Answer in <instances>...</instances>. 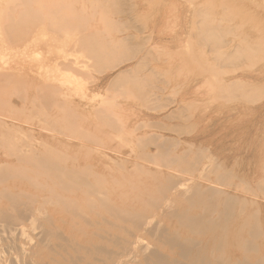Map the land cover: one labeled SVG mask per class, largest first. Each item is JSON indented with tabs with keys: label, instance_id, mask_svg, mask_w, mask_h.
Segmentation results:
<instances>
[{
	"label": "bare ground",
	"instance_id": "6f19581e",
	"mask_svg": "<svg viewBox=\"0 0 264 264\" xmlns=\"http://www.w3.org/2000/svg\"><path fill=\"white\" fill-rule=\"evenodd\" d=\"M134 1L133 0H0V31L5 36V40L12 43L13 41L16 42L18 39L21 40V38L24 35H26V31L34 28L37 25V23L40 22L44 28L52 30V31H54L60 35L63 34V35H67L70 37H74L73 43H74L75 49L78 50L79 53L81 55H83V57L86 58V61H88V64H93L95 66L97 65L98 68L101 70H103V69L113 70L115 68L120 67L122 64H125L128 61L129 62L132 61L133 63H129L125 67V69L117 71L116 74L113 77H111L110 80L107 82L106 86H108V87H119L124 92L128 91L130 94H132L136 98L135 99L136 101L143 102L141 104L144 105L150 101H153V98L155 99V93H157V91L156 92L154 91V93H153V90L158 88L159 85L162 86V84L160 82L155 81V78L159 77V73L155 72V71H154L155 73H153L152 68H150V67L149 68L151 70H149L147 73H144V70L146 67V60L143 56L138 57V55L141 53V52H139V45H138L139 42H138V40H137V42H134L135 39H133L135 35L138 36L137 32H135L136 33L135 35L133 34L134 36L132 34H128V35L126 34L127 35L126 37H123V36H121L120 38L119 37H116V38L113 37L114 35H117V34H113V32H115L121 26H124V29L127 32V29H128L127 25L131 22L133 23V21L135 20L134 19V17H135L134 12H137L136 11L137 4ZM142 1H143V3L145 2L144 0H141L140 2H142ZM147 1L150 2V0H147ZM195 1L197 3L198 0H194L192 2V9H190V10H194V12L193 11L192 12L195 15V17L193 18V20L195 19V23L193 24V22H192V24L194 26L191 25V27L194 28L193 30H195V32H194L195 37L197 38L200 45H202L201 48L200 47H196V48H198L199 50H201L203 48L204 51L209 50V52L213 56L214 61L217 62L218 70H220V71H219L218 77L215 79L213 78V79H214V82L216 81V83H217V88H218L219 92L224 94V97L228 96V97H226V99H227V98L234 97L238 93H241V94H242V92L244 93L246 91V89H254L256 82H260V81H262V79L261 80H254L253 78L249 77L247 74L250 70L255 71V73L257 75L256 77L261 76V77H263V80H264V64L256 70H255V67H253L254 66L253 64L256 63V61L264 58V35H263L264 29L262 27L260 29L259 27L261 25L259 26L257 23V25L259 26V27L258 26L257 27L260 30V31L258 30V32H257L256 29H258V28H256V26H255L256 25L255 22H257V21H255V19L253 20L252 18L247 19V17L248 16L250 17V15L247 14L248 16L246 17L243 14L245 12V9H243V10L240 9L241 11H239L236 8L237 6H236V3L234 2V0H232V2H231V0L230 1L229 0H223L222 2H218V3L217 2L215 3V1H214V3L209 2L207 4H205V3L199 4L202 2L201 0L199 3L195 4L194 3ZM235 1H239V0H235ZM249 1H252L253 4H255L254 2H256V1L261 2L263 4V7H264V0H261V1L249 0ZM80 2H81V4H79ZM176 2L173 3V6L175 9H176L175 5H177ZM188 2H190V1H188ZM75 4H79V5H75ZM193 4H195V5L193 6ZM169 5H172V3H170ZM187 5H189V4H187ZM153 6L154 5H152V7ZM149 7L151 8V6H149ZM179 7H181V6L179 5ZM240 7H241V5H240ZM240 7H238V8H240ZM174 8H172V9H174ZM189 8H191V7H189ZM189 8L187 7V9H189ZM172 9L170 10V16H173L174 19H172V17H171V19L175 20V19H177V18H175L176 16H174L173 14L171 15ZM175 12L176 11H172V13H174V14H175ZM139 13H141V12H139ZM145 13H146V11L144 12V14ZM147 13H148V11H147ZM251 13H252V11H251ZM255 13H256V10H255ZM117 14L122 15V16L120 18H118V20L117 19L113 20L114 15L116 17ZM137 14L138 13H136V16H137ZM149 14H148V16H149ZM258 14H260V13H258ZM95 15L99 16V21L101 22L100 25H102L100 27H103V29L102 28H100V30L97 29L98 28L97 24H99V22H97L98 19L95 17ZM142 15L139 16V18H142ZM192 15L193 14H191V17H192ZM150 16L152 17V14H150ZM150 16L148 17L149 19L148 18L146 19V17H147V15H146V17H144L145 21L151 20ZM188 17H189V19H191L190 16H188ZM255 17L256 16H254V18ZM261 17H263V16H261ZM236 19H238V24L234 23L236 21ZM256 19H258V18L256 17ZM259 19H260V16H259ZM177 20H176V22H177ZM193 20H190V21H193ZM240 20H241V24H245L246 21L247 22L249 21L250 24L246 22V25L247 24H248L247 26L250 25V28H251L250 31L253 32L252 30L255 29L254 33L261 32L260 34L262 36L261 35L260 36H254L252 34L249 36L247 34H241L240 32H242V31H240V30L244 29V27L246 25L245 26L241 25L239 23ZM170 22H172V23L170 25L171 28H169L168 32L172 33L173 30H170V29H173L172 25H174V21H170ZM94 23H96V29L93 28ZM144 23L146 24V22H144ZM259 23H260V21H259ZM117 24H118V26H117ZM133 24H136V23H133ZM190 24H189V29H191ZM129 25H131V24H129ZM137 25H138V23H137ZM133 27H135V25ZM241 27H242V29H241ZM92 28L95 30H92ZM144 28H146V27L144 26ZM176 28H174V30H176ZM136 29H138V28H136ZM142 32H144V30ZM142 32L140 31V33H138V34L140 35ZM121 34H119V35H121ZM151 34L152 33H150V34L148 33L147 39L150 40L152 38ZM229 35L230 36L234 35L235 38H232L233 40L231 38H230L231 40H228ZM32 36H34V35L32 34ZM136 36H135V38H137ZM182 36L183 35H181L180 37L183 38ZM140 37L141 36H139V38ZM195 37H194V39H196ZM189 38H191V37H189ZM194 39H191V40L194 41ZM142 40H143V38H142ZM235 40H237V41H235ZM42 41H43V39H42ZM22 42H25V40ZM47 42L45 43V45L46 44L47 45L44 46V47H47L46 49H48L49 46L51 47V45L48 44L49 42L48 43ZM39 43H40V41H39ZM147 43H149V42H147ZM32 44H33V42H32ZM40 44H42V43H40ZM153 44H154V42H153ZM180 45L183 48L184 44L182 45V43L180 42ZM196 45H194V46H196ZM8 46H9V44H8ZM24 46H25V44H24ZM146 46L151 47V45L150 46L146 45ZM154 47L155 46H153L152 50H154ZM22 49H24V48H22ZM10 50H12V49H10ZM52 50H53V48H52ZM144 50H145V48H143L142 53H144ZM225 50H227V51H225ZM2 51H4V50H2ZM168 51L166 50L163 53H166ZM34 52L37 53L36 51H34ZM50 53H52V52H50ZM197 53H199V51ZM32 54L34 57H36L34 53H32ZM37 54H39V53H37ZM160 54H158V56ZM182 54H183V52H182ZM8 56H9V54H8ZM11 56H9V57H11ZM27 56H30V55H27ZM74 56H75V54H74ZM160 56H162V54ZM13 57H14V55H13ZM50 57H47L48 60ZM53 58H54V56H53ZM176 58H178V57H176ZM7 59H8V57H7ZM28 59H29V57H28ZM54 59H56V58H54ZM57 59H59V57H57ZM158 59H159V57H158ZM172 59L175 60V58H172ZM205 59H208V58H205ZM51 60H53V59H51ZM4 61H6V60L4 59ZM21 61H22V59H21ZM24 61L25 60L23 59V63H24ZM39 61L40 60H38V62ZM62 61L63 62H60V63L57 61L55 62L56 69L58 71L64 69L67 72L73 73L74 72L73 67L74 66L77 67L76 62L74 60H70V59L68 60L66 58L63 59ZM159 61L160 60H158V62ZM168 61H171V60L168 59ZM181 61H182V59L179 61V63ZM206 61L211 62L210 59H209V61L208 60H206ZM171 62H173V61H171ZM174 62L177 63L176 61H174ZM263 62L261 61V63H263ZM10 63L11 62H9V64ZM15 63H13V64H15ZM25 63L29 64V61L28 62L25 61ZM46 63H44V65ZM152 63L153 62H151L149 65H151ZM179 63L178 64L172 63V65L174 64L177 68ZM1 64L3 65V63H1ZM6 64H7V62H6ZM17 64H19V63H17ZM35 64H33L34 66L32 65L34 68L37 67V64H36V66H35ZM239 64H243V66L246 67V68H239L240 72L239 71H237V72H239L240 74H238L237 72L234 71L235 67L238 66ZM48 65H51V64L48 63ZM14 66L17 67L16 64ZM24 66H25V68H24ZM24 66H22V68L19 67L20 68L19 71L24 70L22 73H24L25 70L28 69L27 68L28 65L24 64ZM29 67H30L29 70H31L30 64H29ZM87 67H89V65H83L81 68H87ZM152 67H153V65H152ZM17 68H16V70H17ZM77 68H75V69H77ZM157 68H158V65H157ZM170 68H171L170 66L167 68V72H168V69H170ZM13 69L15 70V68H13ZM35 69H38V68H35ZM171 69L173 70V68H171ZM185 69H183V70H185ZM2 70H3V67L1 66L0 67V73L3 72L2 74L4 77V73H5V75H7L6 73H8V72L5 71V69L3 71ZM32 70H34V69H32ZM78 70H79V68H78ZM146 70H145V72H146ZM172 70H170L168 72V74ZM10 71H13V70L11 69ZM35 71H37V73H38V70H34V72ZM82 71H84V70H82ZM26 72H28V71H26ZM26 72L24 75H26V76L30 75L29 74L30 72H28V74ZM174 72H177V71L174 70ZM187 72H189L188 69H187ZM190 72H191V70H190ZM12 73L13 74H11V75H13V76L16 75L14 72H12ZM41 73L44 74V72H41ZM52 73H53V71H52ZM191 73L189 74L190 75L189 78L192 75L197 74V72H195L196 74L193 73L192 75H191ZM34 74H36V73H34ZM34 74H32L33 76H31V77L35 79L37 77H34L35 76ZM39 74H40V72H39ZM48 74H49V71H48ZM174 74H176V73H174ZM182 74H180L181 78L183 76ZM185 74H186V72L184 73V75ZM11 75H10V77L5 76V78L6 77L11 78L12 77ZM94 75L95 74L93 72V77H94ZM169 75H170L169 77L172 78V73ZM204 75L207 76V74H203V75H201V76H203L202 78L205 77ZM98 76H100V75H98ZM101 76H103V75H101ZM201 76L196 75L194 77L195 78L197 77L198 79H200L199 77H201ZM0 77L2 78L1 75H0ZM15 77H16V81H18L20 79L22 80L24 78V77H22V78L17 79V76H15ZM29 77L27 76V78H25V79H27V81L25 79H23V84H25V85H22V86H24V88L27 85L26 83H28V80L31 79V77L30 78ZM42 77H44V76L42 75L41 78L40 77L39 78L42 79ZM79 77H81V76H79ZM5 78L1 79V80H3V82H4ZM11 79H12L11 81H13V78H11ZM43 79L45 80L47 78H43ZM24 80H25V82H24ZM35 80L39 81V79H35ZM44 80H43V82H44ZM50 80H51V78H49V81ZM55 80L58 81L57 78H55ZM183 80L184 79H182V81ZM189 80L190 79H188V81ZM31 81H34V80L32 79ZM96 81L97 82L95 83V85H93L94 87L91 89V90H93L92 92H94V93L96 92V91H94L95 88H97L98 86H101V84H102L101 80H99V81L96 80ZM169 81H170V79H169ZM188 81H186V82L189 83ZM5 82H6V80H5ZM5 82H4V84L2 83V85H5ZM60 82H59V84H60ZM38 83L36 82V84H38ZM62 83H63V81H62ZM66 83H68V82H66ZM6 84H7V82H6ZM21 84H22V82H21ZM39 84H41V83H39ZM45 84L48 86L47 82ZM179 84H177L178 87H179ZM184 84H185V82H184ZM184 84H182V85H184ZM13 85H14V83H13ZM29 85H30V80H29ZM259 85H260V83H259ZM0 86H1V84H0ZM43 86H44V83L42 85V88H44ZM55 86H57V84ZM63 86H65V85H63ZM181 86L179 87V90L181 89ZM197 86L199 87V85H197ZM5 87H6V85H5ZM20 87H21V85H20ZM33 87H35V86H33ZM49 87H52L51 84L47 88H49ZM70 87H71V85H70ZM204 87L206 88V86H204ZM8 88H12V84H10L8 86ZM8 88H6L5 90H8ZM18 88H15V89H18ZM24 88H23V91H25ZM28 88H30V87L27 86V89ZM36 88L39 89L38 85ZM42 88H40V89H42ZM57 88H59V87H57ZM172 88H175V85ZM258 88H259V86H258ZM2 89L3 88L0 89V94L5 93V91L3 92ZM21 89L22 88H20V90ZM51 89H54V88H51ZM68 89H71V88H68ZM68 89L67 88L64 89V87L61 86V89H57L56 93L54 92L55 94L53 93V95H51L49 93L53 90H50V89L44 90L43 89L44 92L48 91V92H45V95L42 97V99H43L42 101L47 105L48 110L51 109L50 106L52 105V103L53 104L56 103L58 105H61L60 107L69 105V108H70V106H73V107L77 106V104L72 99H70L69 96H67L68 95L67 94ZM198 90H200V89H198ZM204 90L208 91L209 89H204ZM19 91H17V92H19ZM71 91H73V90H71ZM85 91H87V88ZM97 91L99 92V93L98 92L97 93L100 96H98V94L97 95L96 94L90 95V93H89V95H87L85 92H83V93H85V95H84L81 92L83 94V96L81 97L80 101H82V100L84 101V107L85 108L88 107L89 104L94 103L97 98L103 99L102 94H100L99 88ZM113 91H115V90H113ZM167 91H168L167 93H170V92L172 93L173 90L170 91L168 89ZM1 92H3V93H1ZM11 92H8V93H11ZM35 93H34V95H35ZM77 93H78V91H77ZM103 93H104V91H103ZM208 93L209 92H207L206 95ZM213 93H212V95L214 96L215 94H213ZM109 94H111V93H109ZM3 95H5V94H3ZM79 95H80V93H79ZM160 95H162V94H160ZM209 95H211V94L209 93ZM15 96H17V95H15ZM25 96H26V94H25ZM35 96L38 98V95H35ZM62 96H65L66 98H63ZM75 96H77V94ZM165 96H166V94H165ZM175 96H173L174 97V100H173L174 103H175ZM197 96H199V95H197ZM0 97H1V95H0ZM70 97H74V95L73 96L71 95ZM77 97L79 98V96H77ZM77 97H74V98H77ZM116 97L117 96H115V98ZM161 97H163V95ZM171 97H169V98H171ZM200 97H201V95H200ZM202 98H204V96ZM210 98H211V96H210ZM245 98H246V96H245ZM15 99H16V97H15ZM30 100H29V102H30ZM36 100H38V99H36ZM108 100H109V98H108ZM117 100H119V99H117ZM160 101L161 100L159 99V102ZM186 101H188V100H186ZM189 101H190V99H189ZM17 102H18L17 99L16 100H11L10 98L0 99V105H2V106L5 105L7 107L6 108L7 110H9L8 108H11L12 111L15 108H17ZM115 102L116 101L114 100V103ZM208 102H211V101H208ZM231 102H233V101H231ZM240 102H243V101L241 100ZM36 103H37V101H36ZM111 103H108V105L110 107L112 106ZM136 103H138V102H136ZM154 103H157V102L155 101ZM201 103H203V102H201ZM201 103H200V105H201ZM205 103H207V102H205ZM221 103H222V101H221ZM19 104H21V100H20ZM19 104H18V106H19ZM23 104H24V102H23ZM80 104H81V102H80ZM80 104H78V105L81 106L82 104L81 105ZM116 104L119 105V103H116ZM186 104H183V105H186ZM188 104L190 105V103H188ZM193 104H195V103H193ZM224 104H228V103H224ZM244 104H245V102H244ZM247 104L248 103H246V105ZM46 105H44V106L46 107ZM98 105L100 107L103 106V100H101V102ZM104 105H105V103H104ZM147 105H149V104H147ZM179 105H181V103ZM219 105H220V103H219ZM249 105L252 106L253 104H249ZM5 106H4V108H5ZM120 106H121V104H120ZM31 107L32 106H30V108ZM117 107L118 106H116V108H114V109H117V111H120L121 108L118 110L119 107L118 108ZM192 107H193V105H192ZM0 108H3V107H0ZM19 108H20V106H19ZM19 108H17V109H19ZM23 108H24V106H23ZM111 108H110L109 112H111ZM77 109H78V107L74 110L77 111ZM92 109H96V107L95 106L92 107L91 111H92ZM114 109H112V110H114ZM131 109H130V112L133 110V109L132 110ZM138 109H140V107H138ZM2 110H4V109H2ZM81 110L83 111V109H80V111ZM123 110H121V113H122L121 118L123 120H125V121H133L134 119L136 120V117H134L133 115H129V113H127V111H126L127 109L126 108L124 109V106H123ZM6 111H4V112H6ZM12 111L11 112L8 111L9 113L6 114V113H3L0 109V137H4V138H0V150H2V151H0V264H242V263L251 264V262H249V259L246 258V256H245V258H241L240 261L238 260L239 261L238 262L236 258L229 260L228 255H226L228 257L227 259L218 260L217 259L218 257L216 258L215 255L216 254L219 255V253H223V255H221V256H224V250L226 248L231 250L232 248L235 249L236 246H238V245L240 246V244H242V242H244V240H245V239L244 240L242 239L243 235L246 233H249V230L252 232L250 234H253V233L258 234L259 233L258 231H255V229H256L257 225L259 226L258 221H259V215L261 213L259 210H260L261 206L259 208L258 202L256 200H247L246 198L239 197V196L234 195L232 193L224 192L221 189H218L219 186H217V188L211 187L213 183L209 184L210 187H203L196 182L190 181L189 179H191V178H189V179L183 178L181 173L179 176L177 174V172L178 173L180 172V171H177L178 168H177L176 172H173L176 174L175 175L173 174L170 177V178H172V181L170 182L169 187L166 189V191H162L161 186H163L164 184L160 186L159 182L160 181L162 182L165 179V176L171 175V174L169 175L168 173H166L168 168L166 170V167H165L164 169L166 170L165 171L166 174L159 172V170L157 171L156 170L157 168L155 170H151L152 172L148 173L149 174V177H148L149 185L148 186H150V188L153 190L151 192L152 193L151 198L154 197L155 202H153L152 204H149V205L145 204V203H147L146 201H148L149 199H147L145 197V195H146L145 192L142 193V191L144 189L143 187H145V186L141 185V186H143V187H141L143 189L140 190L138 187V190L141 193V195H139V193H138V195L140 197H142L140 199V201L143 204V205L141 204V206L143 208L140 209L141 211L139 210L140 211L139 213H134L135 212L134 210H133L134 212H132V211H130L131 209L129 210V208L126 207L127 205H125V195L126 196L128 195V198H129V194L131 196L133 193L134 194H135V192L137 193L138 190L136 191L137 188L136 189L132 188V189H134V191L131 189L133 192L125 194L126 192H124V191L126 189L130 188V186H131V184L129 186H127L125 177L123 178V176L122 177L119 176L118 173H117L118 176H112L113 174L110 173L111 170H110V172L107 170L108 171V173H107V171H105V169H104V171L103 170H94V169H90L88 167L86 168V166L85 167L81 166L82 167L81 168L79 165H77V162H73L72 160H68L66 158H63L61 156V154L59 153V148H64V149L71 148L72 145L70 143L60 139V138H51L52 137L51 136V137H49V141H43V140L40 141V138H39V140L33 139L32 137L28 138L27 136L34 134V129L31 127H25L24 125H22L20 123L19 119L14 117V115L10 114V113H12ZM26 111H27V109H26ZM56 111H57V109H55V113H56ZM78 111H79V109H78ZM78 111L76 112V114H79L80 111L79 112ZM105 111H106V109H105ZM24 112L25 111H23V113ZM33 112H34V110H33ZM47 112H50V111H47ZM83 112L85 113L86 111H83ZM194 112H195V110H194ZM24 114H27V113H24ZM110 114H111V116H110ZM180 114H179V116H180ZM184 114H186V113H184ZM184 114H183V116H184ZM187 114H191V113L187 112ZM213 114H215V113H213ZM16 115H17V113H16ZM45 115H49V113H47ZM31 116L33 117V115H31ZM132 116L134 118H132ZM143 116H145V115H143ZM168 116L172 117L171 113ZM192 116H193V114H192ZM38 117H39V115H38ZM55 117H53V118H55ZM115 117L113 118L112 113H108L105 119L111 121V120H114ZM139 117H140V114H139L138 118ZM72 118H74V117H72ZM117 118H118V116H117ZM23 119H24V117H23ZM46 119L47 118H45V120ZM122 119H121V122L123 121ZM61 120H59V122H58V120L54 119V121L58 122V124H60V122L62 123L64 121V120L63 121H61ZM67 120H68V118H67ZM69 120H71V119H69ZM33 121L35 122L36 120L34 119ZM39 121H41V120H39ZM78 121H80V120L78 119ZM82 121H83V119H82ZM82 121H80V122H82ZM93 121L94 120H92L91 122L88 121L87 123L90 122L92 124ZM185 121H186V119H185ZM26 122H29V121L26 120ZM77 122H75V124ZM142 122H144V121H142ZM36 123H38V122H35V126H36ZM159 123L160 122H158L157 124H159ZM64 124H65V122H64ZM93 124H94V122H93ZM40 126L43 127V125H40ZM40 126H39V128H41ZM64 126H66V125H64ZM64 126L62 125L60 128L59 127L57 128L60 130L63 127L61 129L62 134H58V133H56V131L54 133L62 136L63 132L66 131L64 129ZM89 126L93 127L92 125H89ZM123 126H124V124L122 125V127ZM179 126H181V124ZM179 126H177V127H179ZM79 127L80 126H78V128ZM120 127H121V124H120ZM44 129L46 130L45 125H44ZM85 129H84V133L86 132ZM47 130H50V129L47 128ZM81 130H82V128H81ZM94 130L96 131V129H94ZM170 130H173V129H170ZM51 131H50V133H52ZM130 131L131 130H129V129H126V131L124 129V132H128V134H130L129 133ZM165 131H167V130H165ZM46 132H48V131H46ZM71 133H73L72 130H71ZM134 133H133V135H134ZM67 134H68V132H67ZM98 134H99V132H98ZM101 134L103 135L105 133H101ZM149 134H151V132H149ZM21 135L26 136L28 138V140H26V139L24 140L21 137ZM93 135H95V134H93ZM113 135H115V134H113ZM158 135H160V134H158ZM70 136H71V134H70ZM103 136L106 139V136L105 135H103ZM141 136H143V135H140L138 137H141ZM75 137H77V136L75 135ZM75 137H72V138H75ZM89 137H90V135H89ZM175 137L178 140L179 136H175ZM92 138H93V136H92ZM95 138H98V137H96V135H95ZM159 138H160L159 140L162 139V141L165 142L166 145H168V146L170 144H172L173 143L172 140H174V139H167L168 137L166 138L162 135H160ZM169 138H171V137H169ZM111 139H112V137H111ZM145 139H146V137H145ZM93 140H95V139H93ZM117 140L118 139H116V141ZM119 140H120V138H119ZM129 140L132 144V139H129ZM83 141H85V139ZM95 141H93V142H95ZM103 141L105 143V140H103ZM108 141L109 140H107V142ZM157 141H156V143H158ZM81 142H82V140H81ZM100 142L103 143L102 141H100ZM120 142H121V140H120ZM178 142H180V140H178ZM87 143L89 145L92 144V143L90 144L89 142H87ZM135 143H138V142H135ZM181 144H182V142H181ZM184 144H185V142L183 143V146H184ZM132 145H134V144H132ZM166 145H165V147H166ZM186 145H187V143H186ZM192 145H193V143H192ZM97 146H99V145H97ZM119 146L117 145L118 148H119ZM125 146H127V143ZM199 146H200V144H199ZM78 147H80V146H78ZM85 147L83 148V150L87 148V147L86 148ZM121 148H122V146H121ZM196 148H194V151ZM124 149H126V148L124 147ZM134 149H135V147H134ZM134 149H131V150H134ZM157 149H158V147H157ZM173 149H175V148H173ZM190 149H191V152L189 154L190 156L186 155V153L172 155L174 152L171 154L170 153L171 150L168 147L163 149L162 154L165 155L166 157H168V159H169L168 162L171 164H178V165L180 164V165H183L185 167L186 166L192 167L191 165L186 163L187 160H189L193 157L192 148H190ZM115 150H116V148H115ZM183 150H185V149H183ZM93 151H94V149H93ZM93 151H90V152L94 153L97 150H95L94 152ZM137 151H139V150H137ZM144 151L146 152V149ZM161 151H159V152L161 153ZM55 152H58L60 155L55 153ZM65 152L66 151L64 150V152H61V153L64 154ZM75 152L77 153V151H75ZM90 152H88L89 156H90V154H89ZM98 152L97 153L95 152V153L99 155L100 152L99 153ZM139 152H137V153H139ZM132 153H133V151H132ZM146 153H148V152H146ZM197 153L193 152V154H197ZM72 154H73V152H72ZM67 155L68 154H65L64 156H67ZM72 156H75V155H72ZM94 156H96V155H94ZM68 157L69 156H67V158ZM105 157H106L105 159L107 161H109V159H108L109 157H107V156H105ZM134 157H135V155H134ZM203 157L197 156L196 159H197L198 165H199V162L201 160H203ZM101 158L104 159V156ZM128 158H129V156H128ZM71 159H72V157H71ZM75 160H76V158H75ZM118 160L120 162H122V160H120V159H118ZM135 161H136V163L138 162V160H136V159H135ZM160 161H163V160H160ZM215 161H217L216 158H215ZM215 161H214V164H216ZM221 161L222 160H220V162ZM126 162L125 163L123 162L124 164L123 163H121V164H123L125 166ZM141 162L146 164V165H149V164H147V162L146 163L144 161H141ZM209 162L211 163V160L207 161L208 165H209ZM220 162H219V166H220ZM73 163H76V164H73ZM85 164L86 163H84V165ZM212 164H213V162H212ZM212 164H210V165H212ZM112 165H114V163H112ZM134 165H132V166H134ZM140 165H141V163H140ZM162 165H163V163H162ZM234 165H235V163H234ZM156 166H158V165H156ZM212 166H210V168L208 167L209 169L206 168L207 170L204 168L207 173H209V174L212 173L211 176L213 174H217L218 176L222 175V179H224L223 177H226L225 173H221L220 171H218L219 169L217 170V169L213 168ZM92 167H94V166H92ZM102 167H103V165H102ZM113 167H115V166H113ZM131 167H130V169H131ZM158 167H160V165ZM182 167H181V169H182ZM202 167L203 166H201L200 170H202ZM231 167H232V165H231ZM240 167H241V165H240ZM107 168L109 169V167H107ZM138 168L139 167H137L135 169H138ZM160 168H158V169H160ZM172 168L168 171H170V172H171V170L173 171L174 168L173 169ZM144 169H145V167H144ZM146 169L148 170L147 167H146ZM230 169H232V168H230ZM230 169L227 168V171ZM4 170H6L8 172H5ZM116 170L118 172L120 171L118 169H116ZM3 171L9 175L8 178H11L15 175H17L18 177H13V179H10V180H8V178H6V179L4 177L2 178L3 174L1 172H3ZM136 171H138V170H136ZM148 171H150V170H148ZM222 171H225V170H222ZM121 172H123V171H121ZM131 173H132V171H130V174ZM203 173L204 172L202 171V174ZM207 173H206V175H207ZM124 174H126V173H124ZM127 174H128V170H127ZM196 174H198L197 177H199L200 180L203 179V178L201 179L199 172H196ZM133 175H135V174H133ZM158 175H161V176H159L161 179L157 178ZM184 175L186 176V174H184ZM231 175L229 174V176H230L229 178H231ZM128 176H127V183H128V178H130ZM130 176H132V174ZM135 176H137V174ZM188 176L189 175H187L186 177H188ZM209 176L210 175H208V177ZM109 177H110V181L108 179ZM132 177L130 178V180L132 179ZM142 177H144V176H142ZM205 178H204V180H206ZM213 178H214V175H213ZM234 178H235V175H234ZM260 178H259V180H260ZM133 179H134V177H133ZM139 179H140V175H139ZM158 180H160V181L158 182ZM193 180H196V179H193ZM209 181H207V184ZM229 181H231V179ZM239 181H241V184H242V182H244L241 178ZM212 182H213V179H212ZM246 182L247 181H245L244 184ZM256 182H258V179ZM131 183H132L133 187H137V185L140 184V181L138 184L135 181V183L137 184L136 186L133 185L135 183H133V182H131ZM228 183H230V182H228ZM237 183H238V181H237ZM254 183L255 182H253V185H254ZM165 184H166V181H165ZM241 184H239V186H242V188H243V185H241ZM209 185H207V186H209ZM247 185H249V184H247ZM213 186H214V184H213ZM226 186H228V185H226ZM221 187H223V185H221ZM232 187L234 189L235 186H232ZM255 188L256 187H254V189ZM261 188H262V186H261ZM115 189L118 190L119 192L116 195V200L111 201L109 196L112 192H113V194L115 193V191H116ZM145 189H147V188H145ZM238 189H236V190H238ZM252 191H254V190L252 189L251 192ZM244 192H246V191H244ZM249 192L250 191H248V193H246V194H249ZM148 195L149 194H147V196ZM244 195H245V193H244ZM257 195H259V193L256 194V197H257ZM250 196H251V194H250ZM130 198H132V197H130ZM134 199L132 200V202L134 201ZM137 199H139L138 196H137L136 200ZM262 200L264 202V198H262ZM126 202H127V200H126ZM136 202L138 203V201H136ZM181 202H182V207H183V205L185 206V211H183V213L181 212V207H180L181 205H179ZM138 204L140 205V202ZM235 205H237V207H235ZM129 207H131V206H129ZM257 208H259V210ZM235 209L237 210V212H235ZM155 210L157 211V214H154ZM243 210L249 211L246 213L243 212L244 214L241 213L242 215H244L243 218H241L242 216L240 214L239 215L241 217L236 215L238 212L243 211ZM137 211H138V209H137ZM181 213H182V215L179 216ZM215 214L218 216V220L220 221V224H219V226H215L216 228L210 229V226H208V224L210 222L212 223L211 219H212V216ZM155 215H157V217L160 221V224L158 223L159 225L157 227L155 226V230L153 231L154 234L152 235L154 237L150 236L151 240H149L148 238L144 237V234H142V233H145V231H148L147 234L150 233L146 224H149L150 223L149 220L151 219V217L155 218ZM238 217L240 219H238ZM153 218H152V221H156ZM176 218H179V221L177 219V221L179 222L178 225L174 224V220H176ZM159 221L157 220V222H159ZM144 225H146V226H144ZM209 225H211V224H209ZM215 225H217V223H215ZM151 226L152 225L150 224L148 227H151ZM150 231H151V229H150ZM259 231L261 232V230H259ZM252 240L254 241V239H252ZM256 240H258V238ZM261 241H262V244L264 245V235H263ZM246 243H249V242L246 241ZM250 243H252V242H250ZM240 248H242V247H240ZM164 249L167 250L168 254H164L162 252V250H164ZM262 251H264V249ZM255 252H256V250H255ZM256 253H258V252H256ZM241 254L243 255L244 253L241 252ZM144 256H147V257H144ZM259 257H261V256L259 255ZM262 262H264V259Z\"/></svg>",
	"mask_w": 264,
	"mask_h": 264
},
{
	"label": "rangeland",
	"instance_id": "374dc122",
	"mask_svg": "<svg viewBox=\"0 0 264 264\" xmlns=\"http://www.w3.org/2000/svg\"><path fill=\"white\" fill-rule=\"evenodd\" d=\"M134 1V0H133ZM141 1V0H140ZM139 0H135L134 2L137 4V8H136V11L137 12H134L135 14V17H134V21H133V23H136V24H133L132 22L131 23H129V24H131V25H127L128 26V29H127V32H126V30L124 29V26H121L120 28H118L115 32H113V34H117V35H114L113 37H121V36H123V37H126L128 34H136L135 32H137V35L138 36H136L137 38H135V36H134V38L133 39H135L134 40V42H137V40H138V42L140 43H138V45H139V52H141L142 53V51H143V48H145V50H144V53H140L139 55H138V57L139 56H143L144 58H145V60H146V67H145V70H146V72H145V70H144V73H147L149 70H151L150 68H152V72L153 73H155V72H158L159 73V77H156L155 78V81L156 82H160L161 84H162V86L161 85H159L158 86V88H156V89H154L153 90V93H154V91L156 92L157 91V93H155V99L153 98V101H150V102H148V103H146V104H141V103H143V102H140V101H136L135 99V97L132 95V94H130L128 91V93L127 92H124V91H122L121 90V88H119V87H108V86H106L107 85V82L110 80V78L111 77H113L115 74H116V72L117 71H120V70H123V69H125V67L129 64V63H133L132 61H128V62H126L125 64H122L120 67H118V68H115V69H113V70H109V69H103V70H101V69H99L98 68V66L96 65H93V64H88V61H86V58L85 57H83V55H81L80 53H79V51L78 50H76L75 49V47H74V37H70V36H67V35H63V34H58V33H56V32H54V31H52V30H49V29H47V28H44L43 27V25L39 22V23H37V25L34 27V28H32V29H30V30H28V31H26V35H24L22 38H21V40L20 39H18L16 42H12V43H10V42H8L7 40H5V36L2 34V32L0 31V67L2 66L3 67V70L5 69V71H7L8 73H6L7 75H5V73H4V77H3V72H1L0 73V75L2 76V78L0 77V84H1V86H0V89L1 88H3L2 89V91L4 92L5 91V93H3V92H1V93H3V94H5V95H3V94H0L1 95V97H0V99H6V98H10L11 100H18V102H17V108H19V106H20V108L19 109H17V108H15L13 111H12V109L11 108H8L9 110H7L6 108V106L5 105H0V107H3V108H0L1 109V111L3 112V113H6V114H8L9 112H11L12 111V113H10L11 115H14V117H16L17 119H19V121H20V123L22 124V125H24L25 127H31V128H33L34 129V134L33 135H30V136H27L28 138H30V137H32L33 139H37V140H39V138H40V141L41 140H43V141H49V137H51V138H60V139H62V140H64V141H66V142H68V143H70L71 145H72V147L71 148H66V149H64V148H59V153L61 154V156L63 157V158H66V159H68V160H72L73 162H77V165H79L80 167L82 166V167H85L86 166V168L88 167V168H90V169H94V170H103L104 171V169H105V171H109L110 172V170H111V174H113L112 176H123V178L125 177L126 179V184H127V186H129L130 184H131V186H130V188H128V189H126L124 192H126L125 194H127V193H131V192H133L134 191V189H136V191L138 190V187H139V189L140 190H142L143 188V191H142V193H146V195H145V197L147 198V199H149L148 201H146L147 203H145V204H152L153 202H155V200H154V197L153 198H151V192L153 191L151 188H150V186H148L149 185V179H148V177H149V172H152L151 170H155L156 168V170L158 171L159 170V172H161V173H165V171L167 170V168H168V170H170L172 167L174 168V170L172 171L171 170V172L170 171H166V173H168L170 176H165V179L161 182L160 180H158V182H159V185L161 186V185H163V186H161V188H162V191H166V189L169 187V184H170V182L172 181V178H170L173 174L175 175L176 173H173V172H176V170H177V168H178V170L177 171H180L179 173L177 172V174L180 176V173H181V175H182V177L183 178H185V179H189V178H191V179H189L190 181H193V182H196V183H198V184H200L201 186H203V187H210V185L209 184H214V186H213V184H212V186L211 187H215V188H217V186H219V188L218 189H221L222 191H224V192H228V193H232V194H234V195H237V196H239V197H242V198H246L247 200H256L257 202H258V206H259V208H260V206H261V208H260V210H259V208H257L261 213H260V215H259V221H258V224H259V226L257 225L256 226V229H255V231H258L259 233V235L257 234V233H253V234H250V233H252L250 230H249V233H246V234H244L243 235V237H242V239L244 240V242H242V244H240V246L238 245V246H236V248L235 249H225L224 250V256H221V255H223V253H219V255L218 254H216L215 256H216V258L218 259V260H225V259H227L228 257V259L229 260H232V259H237V261L239 260L240 261V259L241 258H245V256H246V258H248L249 259V262H251V264H264V262H262L263 261V259H264V251H262L263 249H264V245L262 244V237H263V235H264V202H263V200H262V198H264V80H263V77H261V76H259V77H256L257 75H256V73H255V71H252V70H250L249 72H248V76L249 77H251V78H253L254 80H261L262 79V81H260V82H256V85L254 86V89H246V91L243 93L242 92V94L241 93H238V94H236L234 97H232V98H227L226 99V97H228V96H226V97H224V94H222V93H220L219 92V90H218V88H217V83H216V81L214 82V79L215 78H217L218 77V74H219V71L220 70H218V64H217V62H215L214 61V59H213V56L211 55V53L209 52V50H207V51H204V49L202 48L201 50H199L198 48H196V47H202V45H200V43L198 42V40H197V38L195 37V30H193L194 28H192L191 27V25L192 26H194L193 24L195 23V19L193 20V18L195 17V15H194V10H190V9H192V2L194 1V0H150V2H148L147 0H144L145 2L143 3V1L142 2H140ZM177 1V2H176ZM185 1V2H184ZM188 1H190V2H188ZM202 2L201 3H199L200 2V0H198L197 1V3H199V4H202V3H205V4H207V3H209V2H211V3H214V1H215V3L217 2H222L223 0H201ZM213 1V2H212ZM230 1V0H229ZM259 1H261V0H259ZM157 2V3H156ZM174 2H176L177 3V5H175L176 6V9L174 8V6H173V3ZM231 2H232V0H231ZM234 2L236 3V8L239 10V11H241L240 9H245V12L243 13L246 17L248 16V15H250V17L248 16L247 17V19H249V18H252L253 20L255 19V21H257V22H255V26H256V28H258L260 25V29H261V27L264 29V7H263V4L261 3V2H258V1H256V2H254L255 4H253L252 3V1H249V0H239V1H235L234 0ZM241 2V3H240ZM170 3H172V5H169ZM186 3V4H185ZM195 4H197L196 3V1L194 2ZM239 3V4H238ZM79 4H81V2L79 3ZM79 4H75V5H79ZM168 4V5H167ZM187 4H189V5H187ZM195 4H193V6L195 5ZM146 5V6H145ZM152 5H154L153 7H152ZM179 5L181 6V7H179ZM191 5V6H190ZM240 5H241V7H240ZM247 5V6H246ZM250 5V6H249ZM149 6H151V8L149 7ZM168 6V7H167ZM170 6V7H169ZM172 6V7H171ZM243 6V7H242ZM187 7L189 8V7H191V8H189V9H187ZM238 7H240V8H238ZM250 7V8H249ZM172 8H174V9H172ZM247 8V9H246ZM150 9V10H149ZM172 9V11H176L175 12V14L174 13H172V11H171V15L173 14L174 16H176L175 18H177V19H175V20H172V19H174L173 18V16H170V10ZM189 10V11H188ZM255 10H256V13H255ZM261 10V11H260ZM146 11V13L144 14V12ZM147 11H148V13H147ZM193 11V12H192ZM216 11V10H215ZM250 11V12H249ZM251 11H252V13H251ZM254 11V12H253ZM139 12H141V13H139ZM192 12V13H191ZM136 13H138L137 14V16H136ZM152 14V17L150 16V14ZM193 14L192 15V17H191V14ZM258 13H260V14H258ZM142 15V18H139V16H141ZM148 14H149V16H150V19L151 20H147V21H145V19H144V17H146V15H147V17H146V19L149 17L148 16ZM187 14V15H186ZM248 14V15H247ZM257 14V15H256ZM119 14H117V16L115 17V15H114V17H113V20H118V18H120L122 15H119ZM133 15V16H134ZM132 16V17H133ZM188 16H190L191 17V19H189V17ZM254 16H256L258 19H256V17L254 18ZM259 16H260V19H259ZM261 16H263V17H261ZM95 17L98 19V21L97 22H99V24H97V29L98 30H100V28H102L103 29V27H100V26H102V25H100L101 24V22L99 21V16L98 15H95ZM171 17H172V19H171ZM96 19V20H97ZM149 19V18H148ZM187 19V20H186ZM138 20V21H137ZM140 20V21H139ZM143 20V21H142ZM176 20H177V22H176ZM190 20H193V21H190ZM170 21H174V25H172V27H173V29H170V30H173L172 31V33H170V32H168L169 31V28H171L170 27V25H171V23L172 22H170ZM259 21H260V23H259ZM96 22V23H97ZM144 22H146V24L144 23ZM192 22H193V24H192ZM247 22V21H246ZM246 22H245V24H241V20H240V24L241 25H243V26H245L246 25ZM254 22V21H253ZM263 22V23H262ZM96 23H94V25H93V28H95L96 29ZM137 23H138V25H137ZM191 23V24H190ZM234 23H236V24H238V19H236V21L234 22ZM247 23H249V21L247 22ZM257 23H258V25H257ZM119 24V23H118ZM118 24H117V26H118ZM121 24V23H120ZM189 24H190V28L191 29H189ZM250 24V23H249ZM135 25V27H133ZM137 25V26H136ZM240 25V26H241ZM248 25V24H247ZM245 26L244 27V29H242V27H241V29L242 30H240V31H242V32H240L241 34H247V35H254V36H260L261 34V32H259V33H254V31H255V29L254 30H252L253 32H251L250 30H251V28H250V25L249 26ZM144 26L146 27V28H144ZM178 26V27H177ZM258 26V27H257ZM123 27V28H122ZM130 27V28H129ZM168 27V28H167ZM177 27V28H176ZM92 28V30H95V29H93ZM134 28V29H133ZM136 28H138V29H136ZM174 28H176V30H174ZM248 28V29H247ZM259 28L258 29H256L257 30V32H258V30H259ZM168 29V30H167ZM47 30V31H46ZM122 30V31H121ZM124 30V31H123ZM144 30V32H142ZM37 31V32H36ZM140 31L142 32L140 35L138 34V33H140ZM150 31V32H149ZM260 31V30H259ZM262 31V30H261ZM125 32V33H124ZM191 32V33H190ZM251 32V33H250ZM264 32V31H263ZM262 32V33H263ZM122 33V34H121ZM148 33L150 34V33H152L151 35H152V38L149 40V39H147V36H148ZM32 34L34 35V36H32ZM119 34H121V35H119ZM127 34V35H126ZM188 34V35H187ZM125 35V36H124ZM146 35V36H145ZM181 35H183L182 37L183 38H181L180 36ZM187 35V36H186ZM246 35V36H247ZM263 35H264V33H263ZM139 36H141L142 38H143V40H142V38L140 37L139 38ZM185 36V37H184ZM262 36V35H261ZM189 37H191V38H189ZM193 37V38H192ZM194 37L196 38V39H194ZM24 38V39H23ZM47 38V39H46ZM186 38V39H185ZM232 38H235V36L233 35H229L228 36V40H231ZM42 39H43V41H42ZM141 39V40H140ZM191 39H194V41L193 40H191ZM25 40V42H22V41H24ZM30 40V41H29ZM33 40V41H32ZM140 40V41H139ZM184 40V41H183ZM190 40V41H189ZM196 40V41H195ZM233 40V39H232ZM38 41V42H37ZM39 41H40V43H42V44H40L39 43ZM49 43H48V42ZM146 41V42H145ZM182 43V45H183V48L181 47V45H180V42ZM235 41H237V40H235ZM32 42H33V44H32ZM36 42V43H35ZM44 42V43H43ZM48 43L49 45H51V47L53 48V50H52V48L50 47H48V49H46L47 47H44V46H46L45 45V43ZM147 42H149V43H147ZM153 42H154V44H153ZM184 42V43H183ZM8 44H9V46H8ZM24 44H25V46H24ZM197 44V45H196ZM6 45V46H5ZM141 45V46H140ZM146 45H148V46H150L151 45V47H147ZM155 46L154 47V50H152L153 49V46ZM157 45V46H156ZM180 45V46H179ZM193 45V46H192ZM194 45H196V46H194ZM30 46V47H29ZM146 46V47H145ZM4 47V48H3ZM21 47V48H20ZM181 47V48H180ZM22 48H24V49H22ZM178 48V49H177ZM195 48V49H194ZM9 49V50H8ZM10 49H12V50H10ZM19 49V50H18ZM35 49V50H34ZM46 49V50H45ZM51 49V50H50ZM176 51H175V50ZM227 49V48H226ZM2 50H4V51H2ZM33 50V51H32ZM168 51V52H166V53H163V52H165V51ZM186 50V51H185ZM199 51V53H197L198 51ZM7 51V52H6ZM13 51V52H12ZM34 51H36L37 53H39V54H37V53H35ZM154 51V52H153ZM196 51V52H195ZM225 51H227V50H225ZM4 52V53H3ZM50 52H52V53H50ZM182 52H183V54H182ZM32 53H34L35 54V56L36 57H34L33 56V54ZM152 53V54H151ZM162 54V56H160L161 54ZM178 53V54H177ZM8 54H9V56H11V57H9L8 56ZM38 56H37V55ZM74 54H75V56H74ZM158 54H160L159 56H158ZM171 54V55H170ZM208 56H206V55ZM13 55H14V57H13ZM27 55H30V56H27ZM65 57H64V56ZM68 55V56H67ZM156 55V56H155ZM175 55V56H174ZM182 55V56H181ZM8 57V59H7V57ZM25 56V57H24ZM51 56V57H50ZM53 56H54V58H56V59H54L53 58ZM56 56V57H55ZM62 56V57H61ZM28 57H29V59H28ZM47 57H50L51 59H53V60H51L50 58H49V60H48V58ZM57 57H59V59H57ZM158 57H159V59H158ZM166 59H165V58ZM176 57H178V58H176ZM211 57V58H210ZM22 59V61H21V59ZM46 58V59H45ZM70 59V60H74L75 62H76V64H77V67L79 68V70H78V68L76 67V66H74L73 68H74V72L72 73V72H67V71H65L64 69H62V70H57L56 69V67H55V62L57 61V62H63L62 60L63 59ZM72 58V59H71ZM76 58V59H75ZM172 58H175V60H173ZM205 58H208V59H205ZM4 59L6 60V61H4ZM19 59V60H18ZM23 59L26 61V62H28L29 61V64H30V66H31V70H29V64L27 63H25V61H24V63H23ZM42 59V60H41ZM148 59V60H147ZM168 59L169 60H171V61H173V62H171V61H168ZM182 59V61L179 63V61ZM209 59H210V61L211 62H207L206 60H208L209 61ZM15 60V61H14ZM37 60V61H36ZM38 60H40L39 62H38ZM77 60V61H76ZM158 60H160L159 62H158ZM178 60V61H177ZM200 60V61H199ZM20 61V62H19ZM45 61V62H44ZM52 61V62H51ZM54 61V62H53ZM174 61H176L177 63H175ZM261 61L263 62L264 61V58H262V59H259L258 61H256V63H254L253 65V67H255V70L256 69H258L259 67H261L263 64H264V62L263 63H261ZM6 62H7V64H6ZM9 62H11L10 64H9ZM15 63L16 64V66L19 68H22V66H24V64L25 65H28V69L27 70H25V72L26 71H28V72H30L29 74L30 75H27L28 77L30 76H33L32 74H34V73H36V74H34L35 76L34 77H37V78H35V79H39V81L38 80H35L34 78H32L31 77V79H29L30 80V85H29V80H28V83H26L27 85L25 86V88H24V86H22V85H25V84H23V79H25V78H27V76L26 75H24L25 74V72L24 73H22L23 71L21 70V71H19L20 70V68L18 69L17 67H15L14 65L15 64H13V63ZM33 62V63H32ZM47 62V63H46ZM151 62H153L151 65H149ZM156 62V63H155ZM1 63H3V65L1 64ZM17 63H19V64H17ZM32 63V64H31ZM37 64V67H35V68H38V69H35L33 66V64ZM40 63V64H39ZM44 63H46L45 65H44ZM48 63L49 64H51V65H48ZM172 63H174V64H178L179 63V65L177 66V68H176V66L174 65H172ZM209 63V64H208ZM260 63V64H259ZM23 64V65H22ZM36 64H35V66H36ZM42 64V65H41ZM258 64V65H257ZM7 65V66H6ZM33 65V66H32ZM39 65V66H38ZM83 65H89V67H87V68H81ZM152 65H153V67H152ZM157 65H158V68H157ZM257 65V66H256ZM9 66V67H8ZM44 66V67H43ZM49 66V67H48ZM148 66V67H147ZM157 68H155V67ZM170 66L171 68H173V70L170 68V69H168V72L170 71V70H172L169 74H171L172 73V78L171 77H169L170 75L168 74V72H167V68ZM173 66V67H172ZM180 66V67H179ZM242 66V67H241ZM48 67V68H47ZM150 67V68H149ZM179 67V68H178ZM204 67V68H203ZM10 68V69H9ZM13 68H15V70L13 69ZM16 68H17V70H16ZM24 68H25V66H24ZM50 68V69H49ZM52 68V69H51ZM75 68H77V69H75ZM149 68V69H148ZM160 68V69H159ZM175 68V69H174ZM181 68V69H180ZM186 68V69H185ZM190 68V69H189ZM192 68V69H191ZM199 68V69H198ZM239 68H246L245 66H243V64H239L238 66H236L235 67V72H237V71H239L240 72V69ZM13 70V71H10V70ZM32 69H34V70H38V73H37V71H35L34 72V70H32ZM40 69V70H39ZM162 69V70H161ZM165 69V70H164ZM183 69H185V70H183ZM187 69H188V71L189 72H187ZM2 70V71H3ZM47 70V71H46ZM82 70H84V71H82ZM160 70V71H159ZM174 70L175 71H177V72H174ZM190 70H191V72H190ZM4 71V72H5ZM48 71H49V74H48ZM52 71H53V73H52ZM104 71V72H103ZM107 71V72H106ZM155 71V72H154ZM186 72V74L184 75V73ZM12 72H14L15 74V76H17V79L18 78H22V77H24L22 80L20 79V80H18V81H16V77L15 76H13V75H11V74H13ZM28 72H26L27 74H28ZM34 72V73H33ZM39 72H40V74H39ZM41 72H44V74L43 73H41ZM57 72V73H56ZM93 72H94V77H93ZM195 72H197V74L195 73ZM239 72H237L238 74H240ZM22 73V74H21ZM56 73V74H55ZM174 73H176V74H174ZM183 73V74H182ZM191 73V75L194 73V74H196L197 76H201V75H203V74H207V76H205L204 78H202L203 76H201V77H199L200 79H198L197 77L195 78L194 76H196V75H192L190 78H189V74ZM236 73V74H237ZM9 74V75H8ZM19 74V75H18ZM180 74H182L183 76H182V78H181V75ZM10 75L12 76L11 78H13V81H11L12 79L11 78H9L10 77ZM23 75V76H22ZM39 75V76H38ZM44 76V77H42V79L43 78H47V79H43L44 80V82H43V80L42 79H40L41 78V76ZM48 75V76H47ZM92 75V76H91ZM97 75V76H96ZM98 75H100V76H98ZM101 75H103V76H101ZM187 75V76H186ZM215 75V76H214ZM5 76H9L7 79L5 78ZM20 76V77H19ZM59 76V77H58ZM79 76H81V77H79ZM85 76V77H84ZM96 76V77H95ZM174 76V77H173ZM178 76V77H177ZM180 76V77H179ZM185 76V77H184ZM29 77V78H30ZM40 77V78H39ZM57 78L58 79V81L57 80H55V78ZM64 77V78H63ZM166 77V78H165ZM184 77V78H183ZM5 78V80H6V82H7V84H6V82H5V80H4V82H5V85H6V87H5V85H2V83L4 84V82H3V80H1V79H4ZM15 78V79H14ZM49 78H51V80L49 81ZM53 78V79H52ZM87 78V79H86ZM170 79V81H169V79ZM195 78V79H194ZM202 78V79H201ZM214 78V79H213ZM34 80V81H31V80ZM182 79H184L183 81H182ZM187 79V80H186ZM188 79H190L189 81H188ZM26 81H27V79H25ZM25 80H24V82H25ZM96 80H101V82H102V84H101V86H98L97 88H95V90L94 91H96L95 93L94 92H92L93 90H91L94 86L93 85H95V83L97 82ZM158 80V81H157ZM173 82H172V81ZM188 81L189 83H187L186 81ZM50 83H49V82ZM55 81V82H54ZM61 81V82H60ZM62 81H63V83H62ZM65 81V82H64ZM94 83H93V82ZM165 81V82H164ZM202 81V82H201ZM9 82V83H8ZM14 83V85H13V83ZM21 82H22V84H21ZM33 82V83H32ZM36 82L38 83H41V84H36ZM47 82V84H48V86L51 84V86L52 87H49V88H47L48 86L45 84ZM54 82V83H53ZM57 82V83H56ZM59 82H60V84H59ZM66 82H68V83H66ZM177 82V83H176ZM184 82H185V84H184ZM193 82V83H192ZM201 82V83H200ZM43 83H44V88H42V85H43ZM53 83V84H52ZM180 83V84H179ZM200 83V84H199ZM259 83H260V85H259ZM262 83V84H261ZM10 84H12V88H8V86L10 85ZM57 84V86H55ZM169 84V85H168ZM177 84H179V87L182 85V84H184V85H182L181 86V89L179 90V87H178V85ZM8 85V86H7ZM20 85H21V87H20ZM37 85H38V87H39V89L38 88H36L37 87ZM60 85V86H59ZM63 85H65V86H63ZM68 87H67V86ZM70 85H71V87H70ZM168 85V86H167ZM174 85H175V88H172V87H174ZM197 85H199V87L197 86ZM27 86H29L30 88H28L27 89ZM33 86H35V87H33ZM61 86L62 87H64V89H68V88H71V89H68L67 90V96H69V98L70 99H72L76 104H77V106L76 107H73V106H70V108H69V105L68 106H62V107H60L61 105H58V104H56V103H52V105L50 106V110H48V107H47V105L42 101L43 99H42V97L45 95V92H48V91H45L44 92V90H47V89H50V90H53V91H51V92H49L51 95H53V93L55 92L56 93V91H57V89H61ZM165 86V87H164ZM171 86V87H170ZM204 86H206V88L204 87ZM258 86H259V88H258ZM5 87V88H4ZM11 87V86H10ZM14 87V88H13ZM19 87V88H18ZM57 87H59V88H57ZM66 87V88H65ZM167 87V88H166ZM203 89H202V88ZM208 87V88H207ZM216 87V88H215ZM6 88H8V90H5ZM15 88H18V89H15ZM20 88H22L21 90H20ZM23 88L25 89V91H23ZM40 88H42V89H40ZM46 88V89H45ZM51 88H54V89H51ZM81 88V89H80ZM86 88H87V91H85L86 90ZM98 88H99V91H100V94H102V96H103V99L102 98H97L96 99V101L94 102V103H91V104H89L88 105V107H84V101L82 100V101H80L81 100V97L83 96V94L85 95V93L87 94V95H89V93H90V95H97L99 92L97 91L98 90ZM166 88V89H165ZM253 88V87H252ZM36 91H35V90ZM44 89V90H43ZM63 89V88H62ZM159 89V90H158ZM173 90L172 91V93L170 92V93H167L168 91L167 90ZM178 89V90H177ZM198 89H200V90H198ZM204 89H209L208 91L207 90H204ZM12 92H11V91ZM21 92H20V91ZM34 90V91H33ZM70 90V91H69ZM71 90H73V91H71ZM83 90V91H82ZM113 90H115V91H113ZM14 91V92H13ZM17 91H19V92H17ZM76 91V92H75ZM77 91H78V93H77ZM103 91H104V93H103ZM110 91V92H109ZM120 91V92H119ZM164 91V92H163ZM179 91V92H178ZM181 91V92H180ZM197 93H196V92ZM209 92L211 95H209V93L206 95V93L207 92ZM8 92H11V93H8ZM36 92V93H35ZM44 94H43V93ZM83 92H85V93H82ZM88 92V93H87ZM98 92V93H97ZM119 92V93H118ZM162 92V93H161ZM206 92V93H205ZM214 92V93H213ZM216 92V93H215ZM219 92V93H218ZM8 93V94H7ZM23 93V94H22ZM34 93H35V95H38V98L34 95ZM54 93V94H55ZM72 93V94H71ZM79 93H80V95H79ZM109 93H111V94H109ZM116 93V94H115ZM178 93V94H177ZM212 93L213 94H215L214 96L212 95ZM20 94V95H19ZM25 94H26V96H25ZM73 96L74 95V97H77V96H79V98L77 97V98H74V97H70L71 95ZM77 94V96H75ZM159 94V95H158ZM160 94H162L163 95V97H161L162 95H160ZM165 94H166V96H165ZM11 95V96H10ZM15 95H17V96H15ZM41 95V96H40ZM106 95V96H105ZM108 95V96H107ZM176 95V96H175ZM197 95H199V96H197ZM200 95H201V97H200ZM206 95V96H205ZM241 95V96H240ZM4 96V97H3ZM7 96V97H6ZM9 96V97H8ZM98 96H100L99 94H98ZM115 96H117L116 98H115ZM172 96V97H171ZM173 96H175V103H174V97ZM204 96V98H202ZM210 96H211V98H210ZM213 96V97H212ZM245 96H246V98H245ZM15 97H16V99H15ZM21 97V98H20ZM31 97V98H30ZM36 97V98H35ZM63 98H66L65 96H62ZM113 97V98H112ZM120 97V98H119ZM123 97V98H122ZM169 97H171V98H169ZM238 97V98H237ZM19 98V99H18ZM25 98V99H24ZM54 98V97H53ZM108 98H109V100H108ZM162 98V99H161ZM169 98V99H168ZM210 98V99H209ZM263 98V99H262ZM31 99V100H30ZM36 99H38V100H36ZM55 99V98H54ZM117 99H119V100H117ZM122 101H121V100ZM159 99L161 100L160 102H159ZM189 99H190V101H189ZM209 99V100H208ZM251 99V100H250ZM20 100H21V104H19V102H20ZM26 100V101H25ZM29 100H30V102H29ZM34 100V101H33ZM37 101V103H36V101ZM99 100V101H98ZM101 100H103V106H99L98 104L101 102ZM114 100L116 101L115 103H114ZM133 102H132V101ZM168 100V101H167ZM186 100H188V101H186ZM211 101V102H208V101ZM222 101V103H221V101ZM239 102H238V101ZM243 101V102H240V101ZM260 100V101H259ZM32 101V102H31ZM157 102V103H154V102ZM192 101V102H191ZM198 101V102H197ZM231 101H233V102H231ZM23 102H24V104H23ZM80 102H81V104H80ZM112 102V103H111ZM136 102H138V103H136ZM183 102V103H182ZM185 102V103H184ZM201 102H203V103H201ZM205 102H207V103H205ZM230 102V103H229ZM244 102H245V104H244ZM34 105H33V104ZM36 103V104H35ZM42 103V104H41ZM104 103H105V105H104ZM108 103H111L112 104V108L108 105ZM116 103H119V105H117ZM136 103V104H135ZM169 103V104H168ZM181 103V105H179ZM187 103V104H186ZM188 103H190V105L188 104ZM193 103H195V104H193ZM200 103H201V105H200ZM214 103V104H213ZM219 103H220V105H219ZM224 103H228V104H224ZM246 103H248L247 105H246ZM18 104H19V106H18ZM56 104V105H55ZM78 104H80L81 106H79ZM86 104V103H85ZM97 104V105H96ZM120 104H121V106H120ZM147 104H149V105H147ZM183 104H186V105H183ZM197 104V105H196ZM249 104H253L252 106L251 105H249ZM37 105V106H36ZM44 105H46V107L44 106ZM192 105H193V107H192ZM4 106H5V108H4ZM23 106H24V108H23ZM30 106H32L31 108H30ZM35 106V107H34ZM53 106V107H52ZM96 107V109H92V111H91V108L92 107ZM116 106H120L119 108H118V110L120 109V111H117V109H114V108H116ZM123 106H124V109L126 108L127 110V113H129V115H133L134 117H136V120L134 119L133 121H125V120H123L122 118H121V110H123ZM166 106V107H165ZM179 106V107H178ZM26 107V108H25ZM39 107V108H38ZM68 107V108H67ZM78 107V109H79V111H80V109H83V111H86L85 113L82 111H78V109H77V111L79 112V114H76V112L77 111H75L74 109H76ZM128 107V108H127ZM138 107H140V109H138ZM159 107V108H158ZM109 108V109H108ZM110 108H111V112H109L110 111ZM133 110H132V109ZM142 108V109H141ZM162 108V109H161ZM2 109H4V110H2ZM26 109H27V111H26ZM55 109H57V111H56V113H55ZM90 109V110H89ZM105 109H106V111H105ZM112 109H114V110H112ZM130 109L132 110L131 112H130ZM159 109V110H158ZM7 110V111H6ZM11 110V111H10ZM18 110V111H17ZM22 110V111H21ZM33 112V110H34V112L32 113L31 111ZM44 110V111H43ZM104 110V111H103ZM148 112H147V111ZM155 110V111H154ZM190 110V111H189ZM194 110H195V112H194ZM4 111H6V112H4ZM9 111V112H8ZM23 111H25L24 113H27V114H24L23 113ZM36 111V112H35ZM38 111V112H37ZM47 111H50V112H47ZM52 111V112H51ZM73 111V112H72ZM103 111V112H102ZM124 111V110H123ZM170 111V112H169ZM180 111V112H179ZM182 111V112H181ZM193 113H192V112ZM30 112V113H29ZM40 112V113H39ZM49 113V115H45V114H47V113ZM59 112V113H58ZM75 112V113H74ZM96 112V113H95ZM115 112V113H114ZM118 112V113H117ZM120 112V113H119ZM139 112V113H138ZM187 112L189 113H191V114H187ZM217 112V113H216ZM15 113V114H14ZM16 113H17V115H16ZM30 115H29V114ZM58 113V114H57ZM62 113V114H61ZM84 113V114H83ZM108 113H112V116H113V118L115 117V119L114 120H111L110 118V120L111 121H109V120H106L105 118H106V116H107V114ZM171 113V115H172V117H169L168 115ZM181 113V114H180ZM184 113H186V114H184ZM213 113H215V114H213ZM42 114V115H41ZM54 114V115H53ZM70 114V115H69ZM76 114V115H75ZM115 114V115H114ZM139 114H140V117L138 118V116H139ZM176 114V115H175ZM179 114H180V116H179ZM183 114H184V116H183ZM192 114H193V116H192ZM31 115H33V117L31 116ZM36 115V116H35ZM38 115H39V117L41 118H39L38 117ZM41 115V116H40ZM45 117H44V116ZM57 115V116H56ZM65 115V116H64ZM82 117H81V116ZM143 115H145V116H143ZM182 115V116H181ZM191 115V116H190ZM19 116V117H18ZM31 116V117H30ZM52 116V117H51ZM56 116V117H55ZM62 116V117H61ZM110 116H111V114H110ZM117 116H118V118H117ZM132 116V118H134ZM23 117H24V119H23ZM26 117V118H25ZM51 117V118H50ZM53 117H55V118H53ZM70 117V118H69ZM72 117H74V118H72ZM76 117V118H75ZM81 117V118H80ZM160 117V118H159ZM240 117V118H239ZM30 120H29V119ZM45 118H47L46 120H45ZM62 120H61V119ZM67 118H68V120H67ZM86 118V119H85ZM162 118V119H161ZM36 120L35 122H38V123H36V126H35V122L33 121V120ZM46 121H44V120ZM54 119H56V120H58V122H59V120H61V121H63L62 123L60 122V124H58V122H55L54 121ZM69 119H71V120H69ZM74 119V120H73ZM78 119L80 120V121H82V119H83V121L82 122H80V121H78ZM121 119L124 121H122L121 122ZM171 119V120H170ZM175 119V120H174ZM181 119V120H180ZM185 119H186V121H185ZM26 120L27 121H29V122H26ZM39 120H41V121H39ZM50 120V121H49ZM76 120V121H75ZM92 120H94L93 122H94V124H93V122H92V124L90 123ZM178 120V121H177ZM183 120V121H182ZM32 121V122H31ZM52 121V122H51ZM71 121V122H70ZM78 121V122H77ZM88 121H90L89 123H87ZM139 121V122H138ZM142 121H144V122H142ZM147 121V122H146ZM26 122V123H25ZM45 122V123H44ZM53 124H51V123ZM64 122H65V124H64ZM67 122V123H66ZM75 122H77L76 124H75ZM80 122V123H79ZM100 122V123H99ZM138 122V123H137ZM156 124H155V123ZM158 122H160L159 124H157ZM184 122V123H183ZM24 123V124H23ZM31 123V124H30ZM88 125H87V124ZM38 124V125H37ZM64 126V125H66V126H64V129L66 130V131H64L63 132V135L61 136V135H58V134H62V131H61V129L63 128H61L60 130L59 129H57L58 127L60 128L62 125ZM120 124H121V127H120ZM124 124V126L122 127V125ZM136 124V125H135ZM164 126H163V125ZM166 124V125H165ZM174 124V125H173ZM177 126H179L180 124H181V126H179V127H177ZM40 125H43V127L42 126H40ZM44 125H45V127H46V130L44 129ZM52 125V126H51ZM55 125V126H54ZM68 125V126H67ZM72 125V126H71ZM89 125H92L93 127H91V126H89ZM99 127H97V126ZM135 125V126H134ZM39 126L42 128H39ZM70 126V127H69ZM78 126H80L81 128H82V130H81V128L79 127L78 128ZM89 126V127H88ZM154 126V127H153ZM176 126V127H175ZM53 127V128H52ZM168 127V128H167ZM172 127V128H171ZM47 128L48 129H50V130H47ZM67 128V129H66ZM86 128V129H85ZM92 128V129H91ZM98 128V129H97ZM105 128V129H104ZM113 128V129H112ZM131 128V129H130ZM147 128V129H146ZM151 128V129H150ZM155 128V129H154ZM175 128V129H174ZM185 128V129H184ZM223 128V129H222ZM41 129V130H40ZM84 129H85V133H84ZM94 129H96V131L94 130ZM101 129V130H100ZM124 129H125V131H126V129H129V130H131L129 133L130 134H128V132H124ZM142 129V130H141ZM157 129V130H156ZM169 129V130H168ZM170 129H173V130H170ZM52 130V131H51ZM58 130V131H57ZM71 130H72V132L73 133H71ZM99 130V131H98ZM112 130V131H111ZM137 132H136V131ZM159 130V131H158ZM165 130H167V131H165ZM262 130V131H261ZM46 131H48V132H46ZM50 131L53 133H50ZM56 131V133H58V134H56V133H54ZM70 131V132H69ZM89 131V132H88ZM128 131V130H127ZM181 131V132H180ZM40 132V133H39ZM67 132H68V134H67ZM98 132H99V134H98ZM118 132V133H117ZM135 132V133H134ZM149 132H151V134H149ZM170 132V133H169ZM175 132V133H174ZM187 132V133H186ZM95 134L96 135V137H98V138H95V135H93V134ZM101 133H105V134H103V135H105L106 136V139H105V137L101 134ZM124 133V134H123ZM133 133H134V135H133ZM174 133V134H173ZM178 133V134H177ZM70 134H71V136L72 137H75V135L77 136V137H75V138H72L71 136H70ZM75 134V135H74ZM113 134H115V135H113ZM156 134V135H155ZM158 134H160V135H162V136H164V137H168L167 139H174V140H172L173 141V143L172 144H170L169 146L168 145H166V143L165 142H163L162 141V139L161 140H159L160 138H159V136L160 135H158ZM172 134V135H171ZM65 135V136H64ZM89 135H90V137H89ZM126 135V136H125ZM132 135V136H131ZM140 135H143V136H141V137H138V136H140ZM158 135V136H157ZM184 135V136H183ZM187 135V136H186ZM54 136V137H53ZM64 136V137H63ZM70 136V137H69ZM92 136H93V138H92ZM135 136V137H134ZM175 136H179L178 137V140H180V142H178V140H177V138L175 137ZM21 137L25 140H28V138L26 137V136H22L21 135ZM89 137V138H88ZM104 137V138H103ZM111 137H112V139H111ZM134 137V138H133ZM145 137H146V139H145ZM169 137H171V138H169ZM0 138H4V137H0ZM45 138V139H44ZM79 138V139H78ZM119 138H120V140H121V142H120V140H119ZM143 140H142V139ZM176 138V139H175ZM77 139V140H76ZM85 139V141H83ZM91 141H89V140ZM93 139H95V140H93ZM100 139V140H99ZM116 139H118L117 141H116ZM129 139H132V144H134V145H132L131 144V142H130V140ZM136 139V140H135ZM138 139V140H137ZM154 139V140H153ZM75 140V141H74ZM81 140H82V142H81ZM87 140V141H86ZM103 140H105V143H104V141ZM107 140H109L108 142H107ZM129 140V141H128ZM135 140V141H134ZM158 140V141H157ZM263 140V141H262ZM93 141H95V142H93ZM98 141V142H97ZM100 141H102L103 143H101ZM114 141V142H113ZM123 141V142H122ZM156 141L158 142V143H156ZM86 142V143H85ZM87 142H89L91 145H89ZM110 142V143H109ZM135 142H138V143H135ZM160 142V143H159ZM181 142H182V144H181ZM185 142V144H184V146H183V143ZM116 145H115V144ZM126 143H127V146H125L126 145ZM130 143V144H129ZM156 143V144H155ZM176 143V144H175ZM180 143V144H179ZM186 143H187V145H186ZM192 143H193V145H192ZM88 144V145H87ZM144 144V145H143ZM199 144H200V146H199ZM96 145V146H95ZM97 145H99V146H97ZM117 145L119 146V148L117 147ZM165 145H166V147H168V148H170V150H171V154L172 155H177V154H182V153H186V155H188V156H190L189 154H190V152H191V149L190 148H192V155H193V157L191 158V159H189V160H187L186 161V163L187 164H189V165H191L192 167H185V166H183V165H178V164H171V163H169L168 161H169V159H168V157H166L165 155H163L162 154V152H163V149L164 148H166L165 147ZM179 145V146H178ZM191 145V146H190ZM78 146H80V147H78ZM87 148H86V147ZM102 148H101V147ZM121 146H122V148H121ZM141 146V147H140ZM150 146V147H149ZM199 146V147H198ZM203 146V147H202ZM209 146V147H208ZM86 148V149H84L83 150V148ZM89 147V148H88ZM124 147L126 148V149H124ZM129 147V148H128ZM134 147H135V149H134ZM143 147V148H142ZM157 147H158V149H157ZM172 147V148H171ZM197 147V148H196ZM202 147V148H201ZM82 148V149H81ZM91 148V149H90ZM114 148V149H113ZM115 148H116V150H115ZM134 149V150H131V149ZM137 148V149H136ZM173 148H175V149H173ZM194 148H196L195 149V151H194ZM199 148V149H198ZM201 148V149H200ZM78 149V150H77ZM90 149V150H89ZM93 149H94V151L95 150H97V151H95L96 153L98 152L99 153V155L98 154H96L94 151H93ZM143 149V150H142ZM146 149V152H148V153H146L144 150ZM155 149V150H154ZM183 149H185V150H183ZM64 150L66 151L64 154H62L61 152H64ZM114 150V151H113ZM129 150V151H128ZM137 150H139V151H137ZM157 150V151H156ZM162 150V151H161ZM204 150V151H203ZM0 151H2V150H0ZM75 151H77V153L75 152ZM87 153H85V152ZM90 151H93L94 153H91ZM132 151H133V153H132ZM153 151V152H152ZM159 151H161V153L159 152ZM180 151V152H179ZM208 151V152H207ZM259 151V152H258ZM72 152H73V154H72ZM88 152H90L89 154H90V156L88 155ZM129 152V153H128ZM132 154H131V153ZM137 152H139V153H136ZM193 152L195 153H197V154H193ZM201 152V153H200ZM55 153H57V154H59L58 152H55ZM54 153V154H55ZM104 155H103V154ZM152 153V154H151ZM59 154V155H60ZM65 154H68L67 156H69L68 158H67V156H64ZM87 156H86V155ZM92 154V155H91ZM101 154V155H100ZM130 154V155H129ZM204 154V155H203ZM206 154V155H205ZM72 155H75V156H72ZM94 155H96V156H94ZM104 156V159L103 158H101V157H103ZM134 155H135V157H134ZM191 155V156H192ZM72 157V159H71V157ZM105 156H107V157H109L108 159H109V161H107L105 158ZM128 156H129V158H128ZM148 156V157H147ZM197 156H204L203 157V160H201L200 162H199V165H198V162H197ZM251 156V157H250ZM74 157V158H73ZM134 157V158H133ZM195 157V158H194ZM213 159H212V158ZM235 157V158H234ZM237 157V158H236ZM75 158H76V160H75ZM117 158V159H116ZM152 158V159H151ZM205 158V159H204ZM211 158V159H210ZM215 158L217 159V161H215ZM85 159V160H84ZM118 159H120V160H122V162H120ZM124 159V160H123ZM135 159L136 160H138V164L136 163V161H135ZM143 159V160H142ZM157 159V160H156ZM235 159V160H234ZM75 160V161H74ZM114 160V161H113ZM127 162H126V161ZM156 160V161H155ZM160 160H163V161H160ZM209 160H211V163L209 162V165L207 164V161ZM220 160H222L221 162H220ZM234 162H233V161ZM241 160V161H240ZM116 161V162H115ZM135 161V162H134ZM140 161V162H139ZM141 161H144L145 163L147 162V164H149V165H146V164H144V163H142ZM214 161H215V163L216 164H214ZM83 162V163H82ZM126 162V164H125V166L123 165L124 163ZM149 162V163H148ZM212 162H213V164H212ZM218 162V163H217ZM219 162H220V166H219ZM237 162V163H236ZM84 163H86L85 165H84ZM112 163H114V165H112ZM118 163V164H117ZM121 163H123V164H121ZM140 163H141V165L143 166H141L140 165ZM162 163H163V165H162ZM234 163H235V165H234ZM260 163V164H259ZM73 164H76V163H73ZM111 164V165H110ZM128 164V165H127ZM135 164V165H134ZM165 164V165H164ZM206 166H205V165ZM210 164H212V165H210ZM218 164V165H217ZM237 164V165H236ZM102 165H103V167H102ZM132 165H134V166H132ZM139 165V166H138ZM154 167H153V166ZM156 165H160V167H158V166H156ZM169 165V166H168ZM175 165V166H174ZM231 165H232V167H231ZM240 165H241V167H240ZM92 166H94V167H92ZM109 167V169L107 168V167ZM113 166H115V167H113ZM132 166V167H131ZM184 168H183V167ZM201 166H203L202 167V170H200L201 169ZM210 166H212L213 168H215V169H219L218 171H220L221 173H225L226 174V177H223L224 179H222V175L221 176H218L217 174H213L214 175V178H213V175L211 176V174H209V173H207L206 172V168H210ZM224 166V167H223ZM230 166V167H229ZM239 166V167H238ZM81 167V168H82ZM105 167V168H104ZM113 167V168H112ZM130 167H131V169H130ZM137 167H139L138 169H135V168H137ZM144 167H145V169H144ZM146 167L148 168V170H150V171H148L147 169H146ZM166 167V170L164 169ZM180 167V168H179ZM181 167H182V169H181ZM247 167V168H246ZM129 168V169H128ZM158 168H160V169H158ZM163 168V169H162ZM172 168V169H173ZM206 170H205V169ZM208 168V169H209ZM225 168V169H224ZM227 168L228 169H230V168H232V169H230V170H228L227 171ZM116 169H118V170H120L119 172L121 173H119ZM125 169V170H124ZM225 170V171H222V170ZM237 169V170H236ZM7 170V169H6ZM6 170H4L5 172H8V171H6ZM127 170H128V174H127ZM132 171V176L134 177V179H133V177L132 176H130L131 174H130V171ZM136 170H138V171H136ZM144 172H143V171ZM191 170V171H190ZM197 170V171H196ZM232 170V171H231ZM3 171V172H4ZM108 171H107V173H108ZM114 171V172H113ZM116 171V172H115ZM121 171H123L124 173H126V174H124L123 172H121ZM193 171V172H192ZM199 172V175H200V177H201V179L202 180H200L199 179V177H197L198 176V174H196V172ZM202 171L205 173H203L202 174ZM231 171V172H230ZM3 172H1L3 175H2V178L4 177L5 179L6 178H8V174L7 173H3ZM186 172V173H185ZM189 172V173H188ZM117 173H118V175H117ZM165 173V174H166ZM183 173V174H182ZM188 173V174H187ZM201 173V174H200ZM206 173H207V175H206ZM236 173V174H235ZM130 174V175H129ZM133 174H137V176H135V175H133ZM140 175V179H139V175ZM184 174H186V176L187 175H189L188 177H186ZM193 174V175H192ZM229 174L231 175H235V178H234V175L232 176L231 175V178H229L230 176H229ZM129 175V176H128ZM208 175H210L209 177H208ZM252 175V176H251ZM127 176L128 177H132V179L130 180V178H128V183H127ZM142 176H144V177H142ZM159 176H161V175H158V177L157 178H159V179H161ZM203 176V177H202ZM207 176V177H206ZM216 176V177H215ZM13 177H18L17 175H15V176H13ZM13 177H11V178H8V180H10V179H13ZM138 177V178H137ZM168 177V178H167ZM206 177V178H205ZM261 177V178H260ZM200 180H198V179ZM204 178L207 180V181H209L208 182V184H207V181L206 180H204ZM240 178L245 182V181H247L245 184H244V182H242V184H241V181H239L240 180ZM259 178H260V180H259ZM109 179V181H110V177L108 178ZM148 179V180H147ZM169 179V180H168ZM193 179H196V180H193ZM212 179H213V182H212ZM215 179V180H214ZM223 181H222V180ZM231 179V181H229ZM257 179H258V182H256L257 181ZM252 180V181H251ZM133 182V183H135V181L137 182V184L139 183V181H140V184H133V185H137V187H133L132 186V183L131 182ZM165 181H166V184H165ZM202 181V182H201ZM227 183H226V182ZM237 181H238V183H237ZM143 184H142V183ZM206 182V183H205ZM211 182V183H210ZM217 184H216V183ZM228 182H230V183H228ZM232 182V183H231ZM253 182H255L254 183V185H253ZM168 183V184H167ZM261 183V184H260ZM219 184V185H218ZM239 184H241V185H243V188H242V186H239ZM247 184H249V185H247ZM140 185V186H139ZM141 185H143V186H145V187H143V186H141ZM167 185V186H166ZM207 185H209V186H207ZM216 185V186H215ZM221 185H223V187H221ZM226 185H228V186H226ZM238 185V186H237ZM262 186V188H261V186ZM148 186V187H147ZM230 186V187H229ZM232 186H235L234 187V189H233V187ZM141 187H143V188H141ZM221 187V188H220ZM251 189H250V188ZM254 187H256L255 189H254ZM259 187V188H258ZM132 188H134V189H132ZM145 188H147V189H145ZM223 188V189H222ZM239 188V189H238ZM249 188V189H248ZM131 191H130V190ZM236 189H238V190H236ZM254 190V191H252L251 192V190ZM257 189V190H256ZM116 190V189H115ZM145 190V191H144ZM234 191V192H233ZM236 191V192H235ZM244 191H246V192H244ZM248 191H250L249 192V194H246V193H248ZM258 191V192H257ZM118 190H116L115 191V193L113 194V192L110 194V200L111 201H115L116 200V195L118 194ZM138 193H139V195H141V193L139 192V190L137 191V193L135 192V194L133 193L131 196H130V194H129V198H128V195L126 196L125 195V205H127L126 207H128L129 208V210L130 211H132V212H134V213H139L141 210L140 209H142L143 207L141 206V204H142V202L140 201V199L142 198V197H140L139 195H138ZM244 193H245V195H244ZM259 193V195H257V197H256V194H258ZM147 194H149L148 196H147ZM250 194H251V196H250ZM136 197H135V196ZM143 195V194H142ZM261 195V196H260ZM124 196V195H123ZM137 196H138V198L139 199H137L136 200V198H137ZM154 196V195H153ZM253 196V197H252ZM255 196V197H254ZM130 197H132V198H130ZM135 199H134V198ZM262 197V198H261ZM254 198V199H253ZM134 199V201L136 200V201H138V203L140 202V205L135 201H133L132 202V200ZM146 199V200H147ZM259 199V200H258ZM126 200H127V202H126ZM131 200V201H130ZM130 202V203H129ZM133 204V205H132ZM143 205V204H142ZM179 205H181L180 207H181V212L183 213V211H185V206L183 205V207H182V202L179 204ZM129 206H131V207H129ZM235 207H237V205H235ZM249 207V206H248ZM137 209H138V211H137ZM134 210V211H133ZM140 210V211H139ZM235 212H237V210L235 209ZM246 213V212H249V211H246V210H243V211H240V212H238L236 215H238L239 217H241V218H243L244 217V215H242L241 213ZM182 213L179 215V216H181L182 215ZM243 213V214H244ZM154 214H157V211L155 210L154 211ZM241 216H240V215ZM215 216V217H214ZM214 217V218H213ZM238 217V219H240ZM152 218L153 217H151V219L149 220V224H146L147 225V228H148V230H149V234H147L148 233V231H145V233H142V234H144V237H146V238H148L149 240H151V238H150V236H152L154 233H153V231L155 230V226L157 227L159 224H160V221H159V219H158V217H157V215H155V218H153L154 220H156V221H152ZM177 219H178V221H179V218H176V220H174V224H176V225H178V221H177ZM214 219V220H213ZM216 219V220H215ZM157 220L159 221V222H157ZM212 223L210 222L209 224H211V225H209L208 224V226H210V229H212V228H216L215 226H219V224H220V221L218 220V216L215 214V215H213L212 216ZM155 225H154V224ZM159 223V224H158ZM214 223V224H213ZM215 223H217V225H215ZM152 225L151 227H148L149 225ZM146 225H144V226H146ZM259 227V228H258ZM146 228V227H145ZM150 229H151V231H150ZM153 229V230H152ZM209 229V230H210ZM147 230V229H146ZM259 230H261V232L259 231ZM208 232V231H207ZM152 233V234H151ZM248 234V235H247ZM248 237H247V236ZM149 236V237H148ZM252 236V237H251ZM152 237H154V236H152ZM251 237V238H250ZM250 238V239H249ZM258 238V240H256ZM252 239H254V241L252 240ZM246 241L247 242H249V243H246ZM250 242H252V243H250ZM240 247H242V248H240ZM256 247V248H255ZM155 249V248H154ZM153 249V250H154ZM245 249V250H244ZM255 250H256V252H258V253H256L255 252ZM253 251V252H252ZM162 252L164 253V254H168V252H167V250H162ZM241 252L242 253H244L243 255L241 254ZM247 252V253H246ZM252 252V253H251ZM255 252V253H254ZM226 255H228V257L226 256ZM259 255L261 256V257H259ZM263 255V256H262ZM148 256V255H147ZM147 256H144V257H147ZM242 256V257H241ZM259 257V258H258ZM222 258V259H221ZM258 258V259H257ZM261 258V259H260ZM238 261V262H239ZM256 261V262H255ZM242 264H244V263H242ZM247 264V263H246Z\"/></svg>",
	"mask_w": 264,
	"mask_h": 264
}]
</instances>
